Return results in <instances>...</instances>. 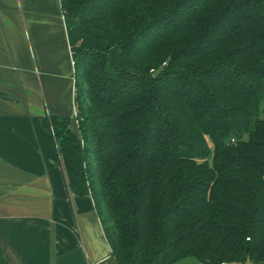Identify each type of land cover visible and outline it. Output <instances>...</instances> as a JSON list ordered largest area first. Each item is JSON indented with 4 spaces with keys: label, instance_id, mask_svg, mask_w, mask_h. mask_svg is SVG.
<instances>
[{
    "label": "trees",
    "instance_id": "trees-1",
    "mask_svg": "<svg viewBox=\"0 0 264 264\" xmlns=\"http://www.w3.org/2000/svg\"><path fill=\"white\" fill-rule=\"evenodd\" d=\"M61 3L101 44L76 52L80 133L42 124L119 264H264V0Z\"/></svg>",
    "mask_w": 264,
    "mask_h": 264
},
{
    "label": "crops",
    "instance_id": "crops-1",
    "mask_svg": "<svg viewBox=\"0 0 264 264\" xmlns=\"http://www.w3.org/2000/svg\"><path fill=\"white\" fill-rule=\"evenodd\" d=\"M63 11L61 0H0V264H119L42 124L66 116L80 133L76 52L101 44Z\"/></svg>",
    "mask_w": 264,
    "mask_h": 264
},
{
    "label": "rangeland",
    "instance_id": "rangeland-1",
    "mask_svg": "<svg viewBox=\"0 0 264 264\" xmlns=\"http://www.w3.org/2000/svg\"><path fill=\"white\" fill-rule=\"evenodd\" d=\"M117 55L120 58V49H119V47H113V50L111 51V55H110L111 59L112 60H117L116 59ZM62 166H64V165H62ZM184 261H197V259H195V258H187V259H184V260H182L180 262H177L176 264L184 263Z\"/></svg>",
    "mask_w": 264,
    "mask_h": 264
},
{
    "label": "built area",
    "instance_id": "built-area-1",
    "mask_svg": "<svg viewBox=\"0 0 264 264\" xmlns=\"http://www.w3.org/2000/svg\"><path fill=\"white\" fill-rule=\"evenodd\" d=\"M153 71V70H152ZM222 264H232V263H230V262H223Z\"/></svg>",
    "mask_w": 264,
    "mask_h": 264
}]
</instances>
